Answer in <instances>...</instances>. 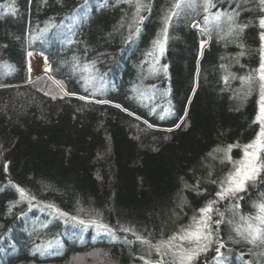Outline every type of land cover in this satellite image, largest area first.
Instances as JSON below:
<instances>
[{
    "label": "trees",
    "instance_id": "16d2710c",
    "mask_svg": "<svg viewBox=\"0 0 264 264\" xmlns=\"http://www.w3.org/2000/svg\"><path fill=\"white\" fill-rule=\"evenodd\" d=\"M141 2L145 19L128 40L135 0H0V264H155L151 245L191 224L233 169L214 150L239 145L230 152L239 161L259 132V0H213L211 12L233 16L231 34L226 17L206 24L194 0L172 19L163 55L149 53L173 0ZM29 51L50 78L27 81ZM85 65L96 77L87 85ZM261 194L257 182L215 207L240 223ZM220 239L222 257L213 245L194 264H264V244L232 225H220Z\"/></svg>",
    "mask_w": 264,
    "mask_h": 264
},
{
    "label": "snow or ice",
    "instance_id": "6c2138e0",
    "mask_svg": "<svg viewBox=\"0 0 264 264\" xmlns=\"http://www.w3.org/2000/svg\"><path fill=\"white\" fill-rule=\"evenodd\" d=\"M127 2L132 3V0H127ZM260 11L264 12V0H259ZM135 15L133 17L132 24L129 25V36L128 40L132 39L133 35L139 34L140 27L145 19L141 15V12L147 9L149 6L141 2V0H135ZM195 8L197 4L194 0H173V3L170 5L169 9L163 17V27L161 33L158 34V37L153 41V52H150L149 55H154L155 52H158L160 55H163L166 43L168 39V28L174 17H178L183 8ZM203 10L207 13L204 17L205 23L207 24L209 20L219 23L222 17H226V20L229 24V32L231 34L234 24V18L228 13L222 12H211L210 10L215 8L216 5L213 3V0H204L202 5ZM259 27L264 29V15L259 17ZM193 27H198L194 24ZM239 31H243L247 25L235 26ZM207 31V29H203ZM261 43V62L259 68L256 70L259 80V111L255 118V123H258L260 128L255 139L250 143L243 146V157L239 161H232L230 152L233 147H239V145H229L227 149H216L215 152H224V158L233 163V169L228 172V174L220 180L219 190L216 192L217 199L210 200L204 207L199 209V215L192 218V223L187 227H182L178 232L173 233L165 240H161L157 245H151V241L146 240L144 237L139 236L133 229L122 228V231L132 232L136 236L137 240L142 243H147L151 245L159 255V259L155 261V264H194L196 259L203 253H206L213 245H216V259H219L223 256L221 249L225 247V243L220 239V225L228 224L232 225V231L235 233L236 237H239L250 244H264V194L262 199L254 204L253 206L257 209V212L254 216H240V223H233L232 220H225L224 214L219 212V209L215 207L219 200L232 199L238 201L241 199L240 193L247 192L249 188L254 186L257 182H264V31L260 33ZM205 41L201 42V49L205 45ZM202 54V53H201ZM76 63H74V68L78 66L77 58H73ZM92 67L85 65L81 69L82 71H87L90 73L89 76L84 77L85 84H91L95 81L96 77L91 75ZM167 66H164L166 71ZM31 70V69H29ZM45 71H48L46 68ZM225 82H227L228 77L226 76ZM242 81L246 83H251L253 80L252 76L241 77ZM47 94V93H46ZM65 95L69 93L65 92ZM55 99V97H53ZM84 99V97H81ZM102 103L105 101H101ZM120 107V105H116ZM126 111V109H125ZM186 115V114H185ZM163 119V116L161 117ZM183 123V121H181ZM180 125L177 124L176 127ZM151 127V125H149ZM171 131V130H169ZM212 156V153H209ZM215 158V157H213ZM223 162V161H222ZM217 183V181H212ZM17 191L20 194L21 199H35V197H30L29 193L19 185L15 186ZM45 207L52 209V211L59 217H67L68 213L63 212L57 208L54 204H47ZM240 207L239 203L233 205V213L236 214V210ZM213 213L218 214V219H213ZM71 219L76 220L77 217H71ZM80 224H85L84 220L78 221ZM89 223L96 225L97 228H102L111 233L113 230L107 225L100 224L95 220L90 221ZM233 239V237H229ZM239 242V241H236ZM169 257V259H165ZM144 259V257H141ZM145 264H152V261L145 260Z\"/></svg>",
    "mask_w": 264,
    "mask_h": 264
},
{
    "label": "rangeland",
    "instance_id": "374dc122",
    "mask_svg": "<svg viewBox=\"0 0 264 264\" xmlns=\"http://www.w3.org/2000/svg\"><path fill=\"white\" fill-rule=\"evenodd\" d=\"M46 68L48 69V71H45ZM26 74H27L28 82H32L36 79H39L40 77L50 78L49 64L47 60L39 53L29 51L26 57ZM55 84L61 90L59 85L57 83ZM258 111H259V107H258Z\"/></svg>",
    "mask_w": 264,
    "mask_h": 264
}]
</instances>
